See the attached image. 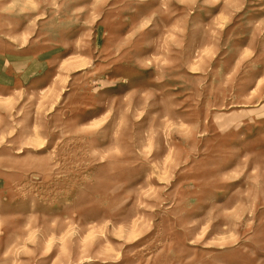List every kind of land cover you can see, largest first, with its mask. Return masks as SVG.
<instances>
[{
  "label": "rangeland",
  "instance_id": "374dc122",
  "mask_svg": "<svg viewBox=\"0 0 264 264\" xmlns=\"http://www.w3.org/2000/svg\"><path fill=\"white\" fill-rule=\"evenodd\" d=\"M0 264H264V0H0Z\"/></svg>",
  "mask_w": 264,
  "mask_h": 264
}]
</instances>
